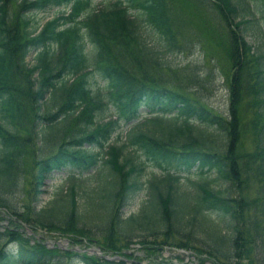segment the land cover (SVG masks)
Here are the masks:
<instances>
[{
    "label": "trees",
    "instance_id": "1",
    "mask_svg": "<svg viewBox=\"0 0 264 264\" xmlns=\"http://www.w3.org/2000/svg\"><path fill=\"white\" fill-rule=\"evenodd\" d=\"M12 2L16 8L13 19L9 7ZM211 2L220 8L227 25L233 70L228 85L230 118L225 121L198 103L199 96L192 98L180 86L177 72L180 66L170 56L189 44L177 35L169 0H108L97 7L90 0H0V190L10 180L13 168L19 167L16 160L21 157L17 152L18 129L22 125L24 101L19 96H23L21 89L28 87L15 82L18 68L29 75L38 111L48 118L38 132L41 142L54 130V121L50 120L55 114L50 108L56 102L57 114L74 117L81 113L78 134L73 137L83 136L80 139L83 143L99 146V152L81 146L75 155L64 146L56 149L44 158L40 176L45 177L49 166L53 169L76 166L79 171H87L98 162L102 164L96 216L109 249L124 255L121 248L134 241L133 237L164 234L178 237L173 247L195 251L192 264H224L219 256L229 261L227 264L241 263L243 257L250 264H264V46L252 44L245 35L248 25L264 20V0ZM53 5L68 10L62 9L39 26L31 23L32 10ZM87 43L91 44L88 50ZM30 51L33 63L26 59ZM162 71L170 72L174 79ZM95 72L106 81L105 90L99 89V94L88 85L89 73ZM192 75L191 80L198 81ZM243 95L248 99L251 115L248 124L254 136L249 156L218 148V144L227 148L237 140L236 104ZM108 101L115 117L94 123L96 111L99 120L104 119ZM46 102L48 108L44 110ZM140 114L148 115L142 126L128 131L120 144L108 142L122 120L127 122ZM204 124L219 129L223 133L222 142L217 141L220 133L208 130ZM127 145L129 148L124 150ZM239 158L243 159L240 168ZM147 164L159 173L144 179L142 173ZM192 168L202 173L214 172L213 179H221L225 188L212 189L204 181L185 178L193 185V189L189 188L181 174L190 173ZM247 176L256 184L249 202L230 193ZM13 182L17 183V176ZM143 188L146 200L138 211L124 216L123 207ZM69 192L68 202L54 204V201L47 207L33 208L38 223L74 227L79 215L72 187ZM0 205L17 213L6 195L0 194ZM247 205L254 211L252 220L241 224L240 216ZM55 217L60 218L59 222L53 220ZM219 220L228 228L226 236L222 235L225 232H221ZM115 239L118 244L120 239L125 241L117 246ZM135 241L143 244L149 257H155L146 264H167L165 255L160 258L150 254L159 248L156 239ZM15 242L14 248L0 249V264H59V260L49 262L51 256L58 254L37 241L21 237ZM79 255L84 264L114 262L104 256H99L102 260L97 262L89 254ZM175 256L176 264L190 262L183 261L180 254Z\"/></svg>",
    "mask_w": 264,
    "mask_h": 264
},
{
    "label": "rangeland",
    "instance_id": "2",
    "mask_svg": "<svg viewBox=\"0 0 264 264\" xmlns=\"http://www.w3.org/2000/svg\"><path fill=\"white\" fill-rule=\"evenodd\" d=\"M105 1L108 0H90L91 5L95 7ZM169 1L172 6L171 16L176 27L177 35L182 41L189 44V48L185 47L183 51L172 53L170 56L180 66L177 71L179 76L178 81L181 83L180 86L192 98L195 99L197 98L196 95L199 96L198 103L203 104L212 113L218 114L225 121L226 118H230L228 85L230 84L229 81L233 70L229 59L227 25L220 14V8L212 4L211 0ZM9 7L11 11L10 16L13 19L16 11L14 2ZM62 9L65 11L68 10L65 6L61 5L32 10L30 12L32 16L31 23H38L37 25L39 26L46 19L57 13H61ZM245 31L246 38L249 42L254 45L259 44L264 46V20H261L260 24L248 25ZM195 43H198L199 46H194ZM90 47L91 44L87 43L86 49L88 50ZM26 59L29 63L34 62L33 51L28 53ZM162 72H165L162 74H166V76L171 74L166 71ZM192 73L198 81L195 79L191 80V77H193ZM15 78V82L18 80L20 86H27L28 88L27 90L21 89L23 96H19L24 101L22 125L18 129L19 145L17 152L21 157L17 158L16 161L19 167L13 168L10 180L0 190V194L6 195L12 200L17 213L12 211L9 206L4 207L0 205V249L3 250L8 247L14 248L17 244L15 240L22 237L29 239L30 242L37 241L58 254L51 256L49 262H58L56 260H59V264H84V260L79 254L86 253L91 255L97 262H99V256H104L114 261L112 264H135V260L136 264L138 263L137 260L141 264H146L150 258L155 257H149L147 249L141 246L143 244L139 245V241L136 242L135 240L156 239L157 241L155 243L157 246L159 245V248L151 251V256L155 255L161 258L165 255L168 259L167 264H176L178 258L175 256V253L180 252V248L176 249L173 247V242L178 240L177 236L165 237L164 234H157L158 236L156 237H152L153 235L133 237L132 240L134 241L127 244L128 246L126 248H121V251L123 250L125 252L124 255L119 251L115 252L109 249L105 244L104 230L99 228V218L96 216V214H99V193L102 186V181L99 183V175H101V179L103 178L102 172H99L103 167L102 164H100L101 166L99 165V162L87 171H79L76 169V166H68L67 168L64 167V169H53V167L49 166L45 177L40 176V167L42 164L45 165L44 158L46 156L48 157L56 149L64 146L75 155L78 152L77 149L81 146L86 147L90 151L97 150L98 152L99 146L87 142L83 143L80 140L83 136L76 139L73 137V135L78 134L81 113L74 117H71L70 114L68 116L61 115L62 112L57 114L56 106L58 104L56 102L50 108L51 112L53 111L55 114L50 120L54 121V130L47 136L46 140L41 142L38 132L42 125L48 122V118L42 117L44 113L38 111V101L34 97V94H31L32 88L30 87L29 75L22 73L17 68ZM170 78L174 79L173 76ZM88 80V85L92 92L99 94V89L105 90L106 81L99 77L98 73H89ZM19 92L20 89L17 88L16 93L18 94ZM61 97L62 95H59V99ZM247 100V96L243 95V98L236 104L238 113L237 140H235L234 145L231 142L227 148L225 146L221 148L222 143L218 144L216 142L218 148H220L219 150L225 149V151L236 153L239 156L248 153L249 156L250 151L254 148L253 131L248 124L251 115L250 109L247 107ZM107 103L108 109L104 111V119L99 120V111H96L94 123L103 121L109 117H115V113L112 111L114 109L113 106H111L110 101ZM44 107V110H46V107L48 108L47 102L46 105L44 104ZM145 118H148V115H142L138 119L135 118L130 122H121L117 126V129L111 133L108 142L120 144L125 140V134L128 131L139 124V126H142ZM204 125L207 126L208 130H215L220 133V130L216 127L209 124ZM88 126L91 127V124ZM43 129L46 131L47 127L45 126ZM222 136L223 133H220L217 141L222 142L220 140ZM128 148L129 146L127 145L124 150ZM238 161L240 162L238 164L240 168L243 159L239 158ZM193 170L192 168L190 173L182 172L181 176L184 182H187L185 178H189L192 181H204L212 189L225 188V183L221 179H213L214 172L202 173ZM157 172L159 173L158 169L153 165L147 164L142 173V178L146 179ZM242 173L243 170H241L240 177H242ZM15 176H17V183L13 182ZM187 184L189 188L193 189V185H190L188 182ZM70 187L73 188L72 195H74L76 212L79 215V221L73 224L74 227H70V224L63 223H58L57 225V223L54 224L55 222L48 225L38 223V220L34 218L35 213L33 212V208L39 209L47 207L54 201V204L57 201L59 204L68 202L70 198ZM255 188V182H252V179L247 176L244 182H241L239 188L233 186V189H230V193L238 197L243 196L249 202L255 193ZM224 191L226 192V190ZM182 192L187 195L186 191ZM146 196V189H140L130 199L128 204L123 207L122 214L127 216L138 211L139 205L146 200ZM251 205H247L243 209V215L242 217L240 216L243 219L241 224H244V220L251 222L252 214L254 213L250 209ZM58 219L60 218L55 217L53 220L58 221ZM219 224L222 228L221 232H225L222 235L226 236L228 234V228L223 220H219ZM198 234L199 236L202 235L200 232ZM162 240H168L170 243H162ZM124 241L120 239L118 244L117 239H115L114 243L120 246ZM145 242L142 243L146 244ZM199 244L196 243L197 246ZM73 251L79 254L75 255ZM184 251V253L180 254L181 259L183 261L192 260L191 262L194 263L193 253L195 251L192 248L189 250L184 249ZM120 258L123 259L121 262L120 260L118 261ZM219 258L224 264L229 263V261L221 256ZM240 262H233V264H250L245 257L241 258Z\"/></svg>",
    "mask_w": 264,
    "mask_h": 264
}]
</instances>
